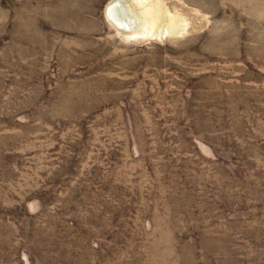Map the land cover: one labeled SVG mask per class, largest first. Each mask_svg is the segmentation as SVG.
Here are the masks:
<instances>
[{"label":"rangeland","instance_id":"rangeland-1","mask_svg":"<svg viewBox=\"0 0 264 264\" xmlns=\"http://www.w3.org/2000/svg\"><path fill=\"white\" fill-rule=\"evenodd\" d=\"M111 1L0 0V264H264V0Z\"/></svg>","mask_w":264,"mask_h":264},{"label":"bare ground","instance_id":"bare-ground-1","mask_svg":"<svg viewBox=\"0 0 264 264\" xmlns=\"http://www.w3.org/2000/svg\"><path fill=\"white\" fill-rule=\"evenodd\" d=\"M126 2L127 0H112L107 5V8H106L107 17L109 21L113 24V26L120 32L128 33L133 36H137L139 35L138 29H137L138 26L134 27L132 22L127 19L128 17L125 16V13H126L125 10H127V6L125 5Z\"/></svg>","mask_w":264,"mask_h":264}]
</instances>
